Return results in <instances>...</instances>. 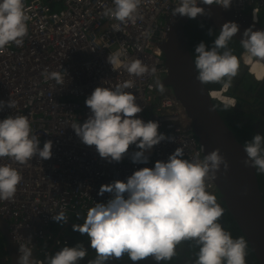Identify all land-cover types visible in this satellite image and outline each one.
Returning <instances> with one entry per match:
<instances>
[{
    "label": "clouds",
    "instance_id": "obj_1",
    "mask_svg": "<svg viewBox=\"0 0 264 264\" xmlns=\"http://www.w3.org/2000/svg\"><path fill=\"white\" fill-rule=\"evenodd\" d=\"M112 2L113 7H106L103 15L119 22L112 26L113 31L121 32V25L135 23L142 18L139 13L142 0ZM232 3L233 0H179L172 8V16L190 19L211 17V10L206 11L198 4L216 5L228 10ZM29 19L24 0H0V53L11 44L23 46ZM253 19L255 21L256 17ZM239 32L236 22H225L211 48L203 41L195 47L196 79L202 85L220 84L225 90L232 86L239 74L240 60L229 45ZM207 34L213 35V29L208 28ZM239 43L244 50L243 58L247 54L258 62H264V30L245 29ZM125 56L123 50L111 52L107 62L113 70L123 67L131 77H154L156 90L161 94L166 91L155 65L149 67L141 59H122ZM242 63L248 71V66ZM41 75L61 86L65 81L62 73L49 71L47 67ZM134 87L133 79L117 83L114 87H96L85 100L91 114L83 124H70L76 136L85 145L95 146L99 156L109 163L121 162L129 155L130 146H135L138 150L131 153L132 162L147 164L149 156L146 153L154 146L165 140L175 142V137L158 131V122H144L137 118L143 109L136 103L137 97L128 91ZM222 104L224 111L236 105L234 102ZM16 106L17 102L12 98L0 100V111ZM210 111H217V106L213 105ZM39 143L33 134L29 115H9L0 120V159L8 158L22 166H27L34 157L50 159L53 142L45 141L42 149ZM243 149L247 155L243 164L255 168L257 174H264V135L255 134L243 144ZM221 165L227 173L229 163L218 148L204 155L203 159L197 153L190 160L184 158V147L181 146L167 161L157 160L154 167L139 168L127 177L126 182L115 180L102 185L98 195L108 193L110 198L90 206L82 224H73V231L86 235L95 252V257L88 264H106L109 260H121L125 255L132 262L152 258L159 264L176 257L177 248L185 242L198 248L193 264H246L248 240L244 236L234 238L223 227L219 221L225 209L207 190V182L217 178ZM22 179L18 168L0 164V201L14 200ZM52 219L62 226L69 217L61 210L53 214ZM77 219H80L79 213ZM30 245L31 238L19 244L17 264H45L44 260L37 261L33 257V245ZM87 255L88 250L83 243H78L47 254L45 260L47 264H78Z\"/></svg>",
    "mask_w": 264,
    "mask_h": 264
},
{
    "label": "built area",
    "instance_id": "obj_2",
    "mask_svg": "<svg viewBox=\"0 0 264 264\" xmlns=\"http://www.w3.org/2000/svg\"><path fill=\"white\" fill-rule=\"evenodd\" d=\"M178 2L142 0V18L121 25L122 31L117 32L112 26L119 22L103 15L106 7H113L112 0H24L30 17L28 35L23 46L11 44L0 53V100L12 98L17 106L0 111V120L9 115H29L39 147L42 149L47 140L53 142L52 157H34L27 166L0 159V164H11L23 176L15 199L0 201V217L8 222L17 249L31 238L37 261H45L51 247L62 244L50 232L56 223L53 214L65 211L68 222L77 213L86 216L90 206L110 198L108 193L98 195L102 185L115 180L126 182L139 168L154 167L157 160L167 161L177 147H184L186 159L191 160L197 153L203 159L198 138L170 87L165 86L161 94L155 88L154 77H131L123 67L113 70L107 62L111 52L123 50L126 56L122 59H141L149 67L155 65L164 83L167 69L161 46L173 18L172 8ZM229 10L253 21L255 16L254 22L259 24L264 0H233ZM148 32L151 35H144ZM46 67L65 76L63 86L41 75ZM129 79L135 81V87L128 91L143 109L137 118L156 121L159 132L175 137V142L161 141L147 152V164L132 162L131 153L138 150L135 146H130L129 155L121 162L109 163L70 127L73 122L83 124L91 114L85 100L96 87H114ZM215 91L231 98L228 89L213 90L211 96ZM207 190L218 193L213 181L207 182Z\"/></svg>",
    "mask_w": 264,
    "mask_h": 264
},
{
    "label": "water",
    "instance_id": "obj_3",
    "mask_svg": "<svg viewBox=\"0 0 264 264\" xmlns=\"http://www.w3.org/2000/svg\"><path fill=\"white\" fill-rule=\"evenodd\" d=\"M198 6L204 7L206 11L210 9L212 15L198 16L196 19L205 21L218 31L223 23L236 22L240 32L233 39L237 42L242 39L243 31L249 27L253 30H263L247 15L236 14L216 5L198 4ZM189 19L177 15L169 22L166 42L161 46L167 69V78L163 84L170 87L181 104L204 155L218 148L228 161L227 173L221 165L213 182L221 201L248 240L249 247L258 262L264 264V199L258 174L255 168L243 164L247 159L243 149L244 143L228 126L218 108L217 111H210L213 105L217 106L218 101L211 96L213 90L196 79L198 73L185 29ZM0 234L6 241L9 264H17L19 256L17 246L8 229V222L1 217Z\"/></svg>",
    "mask_w": 264,
    "mask_h": 264
},
{
    "label": "flooded vegetation",
    "instance_id": "obj_4",
    "mask_svg": "<svg viewBox=\"0 0 264 264\" xmlns=\"http://www.w3.org/2000/svg\"><path fill=\"white\" fill-rule=\"evenodd\" d=\"M200 22L202 21L198 19H191L190 22H187L186 26H188V30H187L188 35L190 32L194 30L195 31L203 30L204 27L203 28L200 27ZM209 27L210 26L208 25V28ZM242 58H243V55L241 56V60H243ZM238 80L239 79L234 80L233 85L228 89L229 94L234 93V90L239 86ZM233 98L235 100L234 103L236 104L234 109L237 112L233 113L229 111H222V115L224 117L223 119L226 121L228 126L230 128L231 126L233 127L231 129L234 130V133L237 134V136L243 143H245L246 141H250L255 134L264 135V123L248 117L245 113V106L239 103V101L235 97ZM261 185L262 187L261 186L260 187L262 188L261 189L262 194L264 195V174H261ZM83 217L84 215H82L80 219H82ZM73 224H82V223L71 219L69 222L64 224L63 227L55 233L51 231V227H50V232L54 235V237L62 241V244L60 246L51 247L50 254H54L56 251H59L64 246L73 247L78 243H83L85 248L88 250V255L83 260L78 261V264H88V261L95 257V252L94 250L91 249L90 241L86 235H81L79 232L73 231ZM221 224L226 230L231 232L234 238L239 237V236H244L241 233V231H239L240 229L236 227L235 225L230 226L228 225V223L226 224L224 220L223 222L221 221ZM68 228H70V230ZM0 237H2L5 242V245L3 244V246H1L0 244V264H9L10 260L8 256L6 241L4 237L2 236V234H0ZM197 251H198V248L192 246L188 242H185L177 248L178 254L176 257H174L171 261L159 262V264H193V261L195 260V253ZM248 251H249V254L246 258V264H260L250 247ZM45 264H47L46 260H45ZM106 264H158V262H156L152 258H148L146 260L139 261V262H132L125 255L124 258L121 260H109L106 262Z\"/></svg>",
    "mask_w": 264,
    "mask_h": 264
},
{
    "label": "trees",
    "instance_id": "obj_5",
    "mask_svg": "<svg viewBox=\"0 0 264 264\" xmlns=\"http://www.w3.org/2000/svg\"><path fill=\"white\" fill-rule=\"evenodd\" d=\"M190 21H191V19H189L188 22H190ZM201 24L204 25V28L202 31H195L194 30V31L190 32L189 35H188V31H187L188 26L185 27L186 33L188 36V40H189L190 51H191L193 57H194L195 47L201 41H203L206 44V46H208V48H211L212 44L216 38V35L219 33L218 30L213 29V35L209 36L207 34L208 24L205 21L200 22V25ZM259 25L261 27H264V11H262L260 14ZM229 47L233 49L234 54L240 60L239 74L234 78V80L239 79L238 80L239 86L234 90V93H230V95L235 97L239 101V103H241V104H243V106H245V113L248 117L264 123V80L263 81H256L248 73L247 68L242 63V60H241V55L244 52V50L240 46L239 42H237L236 40L233 39L232 42L230 43ZM234 80H233V82H234ZM233 82H232V85H233ZM207 86L210 90H219L222 87V85H220V84H207ZM222 105H223L222 103H217L218 111L220 112V115L223 117L222 111H224V110H222ZM227 111L233 112V113L237 112L234 108H229ZM231 128H233V127L231 126ZM238 139H239V137H238ZM258 179H259L260 186L262 187V185H261V174H258ZM214 195L216 196L217 201L225 209L224 215L219 222L221 223V221L223 222V220H224L226 222V224L228 223V225H230V226H233V225L236 226V223L234 222L233 218L228 213L224 203L221 201L219 193H216ZM263 199H264V195H263ZM80 217H81V215H80ZM72 219L75 221H78L80 223H83V218L77 219V216H73ZM63 225L61 226V224L56 222V223L51 225V231L53 233H55L59 229H61L63 227ZM68 229L70 230V228H68ZM0 244H1V246H3V244L5 245V242H4L2 237H0Z\"/></svg>",
    "mask_w": 264,
    "mask_h": 264
},
{
    "label": "bare ground",
    "instance_id": "obj_6",
    "mask_svg": "<svg viewBox=\"0 0 264 264\" xmlns=\"http://www.w3.org/2000/svg\"><path fill=\"white\" fill-rule=\"evenodd\" d=\"M243 62L248 66L250 70L249 72L253 75L256 80L262 81L264 79L263 62H258L256 59L250 58L247 54H244ZM212 98L218 101V103L232 102L231 98L225 97L220 91H215L214 93H212Z\"/></svg>",
    "mask_w": 264,
    "mask_h": 264
},
{
    "label": "rangeland",
    "instance_id": "obj_7",
    "mask_svg": "<svg viewBox=\"0 0 264 264\" xmlns=\"http://www.w3.org/2000/svg\"><path fill=\"white\" fill-rule=\"evenodd\" d=\"M253 79L256 80L254 77H253ZM256 81H258V80H256ZM229 95H230V94H229ZM230 97L233 98L232 95H230ZM81 101H82V99H81Z\"/></svg>",
    "mask_w": 264,
    "mask_h": 264
},
{
    "label": "crops",
    "instance_id": "obj_8",
    "mask_svg": "<svg viewBox=\"0 0 264 264\" xmlns=\"http://www.w3.org/2000/svg\"><path fill=\"white\" fill-rule=\"evenodd\" d=\"M82 216V215H81Z\"/></svg>",
    "mask_w": 264,
    "mask_h": 264
}]
</instances>
